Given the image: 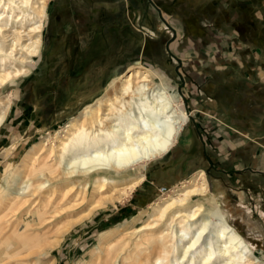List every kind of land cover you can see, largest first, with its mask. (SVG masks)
I'll return each instance as SVG.
<instances>
[{
  "label": "rangeland",
  "instance_id": "374dc122",
  "mask_svg": "<svg viewBox=\"0 0 264 264\" xmlns=\"http://www.w3.org/2000/svg\"><path fill=\"white\" fill-rule=\"evenodd\" d=\"M191 17L199 34L187 26ZM43 28L41 58L30 77L1 94L18 110L12 126L6 121L7 131L0 127V194L23 172L32 147L45 138L57 142L56 133L136 63L167 79L189 120L172 150L141 169L143 183L56 242L58 223L86 209V203L69 209L71 193L62 202L44 193L8 211L7 227L19 223L23 232V218L35 223L25 233L30 245L12 261L86 264L102 238L109 252L128 241L125 255L143 257L145 251L134 244L140 239L146 244L150 231L132 229L145 224L162 197L203 172L208 198L200 201L218 207L264 264V0H48ZM45 152L46 147L36 154L37 161ZM40 208L47 211L43 221ZM163 222L155 229L164 228Z\"/></svg>",
  "mask_w": 264,
  "mask_h": 264
},
{
  "label": "bare ground",
  "instance_id": "6f19581e",
  "mask_svg": "<svg viewBox=\"0 0 264 264\" xmlns=\"http://www.w3.org/2000/svg\"><path fill=\"white\" fill-rule=\"evenodd\" d=\"M47 2L0 0V127L11 109L9 98L1 97L3 89L16 88L30 77L41 58ZM118 78L117 84H112L92 106H86L56 133L57 142L45 138L41 146L32 147L22 162L23 172L19 171L12 184L1 192L0 235L5 229L9 232L0 240V263L4 259L12 261L22 253L29 244L25 233L35 225L23 218V232H19V223L7 227L8 211L19 210L35 201L31 198L41 199L39 196L44 193L48 199L56 194L58 202L68 199L71 193L69 209L84 203L86 209L65 223H58L55 241L93 212L122 201L143 183L145 175L141 169L172 150L189 120L176 89H171L158 72L140 63ZM44 147L45 156L39 162L36 154ZM206 191L205 177L199 172L152 206L145 224L132 229L150 231L146 232L151 235L146 244L143 239L134 244L136 251H145L143 257L125 255L128 241L109 252L102 238L86 264H262L223 212L210 207L209 202L208 206L203 204L208 198ZM196 196H200L198 200H192ZM191 201L194 203L189 204ZM38 211L43 221L47 211ZM162 222L165 227L155 229ZM125 230L120 232V238L130 228ZM44 253L45 249L39 255ZM14 260L12 263L18 264Z\"/></svg>",
  "mask_w": 264,
  "mask_h": 264
},
{
  "label": "crops",
  "instance_id": "0c3cea01",
  "mask_svg": "<svg viewBox=\"0 0 264 264\" xmlns=\"http://www.w3.org/2000/svg\"><path fill=\"white\" fill-rule=\"evenodd\" d=\"M187 21H188V22H187V26L190 27L189 29H192L195 33H198V34H199V33H200V31H199L200 29H199V27H198V25H197V23H196V18L194 19L193 17H191V18H188ZM228 80H229L228 83H231V84L234 83V80H233V79L230 78V79H228ZM235 82H236V80H235ZM17 103H18V101H16L15 103H13V106H15V108H17V107H16V104H17ZM27 108L29 109V107H26V109H27ZM17 110H18V109H16V110H15V109L12 110V107H11L10 111L8 112V115H9V114H12V115H13V118H12L11 120L8 118V115H7V118H6V121H7V122L9 123V125H11V126L13 125V124H12V121H14V115H17V114H16ZM14 112H15V113H14ZM6 121L4 122V125L1 127V129H2L1 132L4 131V129L7 128V127H6V126H7ZM187 123H188V122H187ZM185 126H186V128H187L188 125L186 124ZM185 126H184V128H185ZM9 129H10V128H9ZM7 130H8V128L6 129V131H7ZM182 130H183V129H182ZM181 134H182V132H181ZM180 136H181V135H180ZM1 137L4 138L3 135H1ZM178 138H179V137H178ZM218 144H219V143H218ZM228 144H229V143H228ZM262 157L264 158V155H263ZM262 157H261V158H262ZM263 158H262V159H263ZM98 218H99V217H96L97 220H98ZM96 219H95V220H96Z\"/></svg>",
  "mask_w": 264,
  "mask_h": 264
},
{
  "label": "built area",
  "instance_id": "2783aa9c",
  "mask_svg": "<svg viewBox=\"0 0 264 264\" xmlns=\"http://www.w3.org/2000/svg\"><path fill=\"white\" fill-rule=\"evenodd\" d=\"M160 190V189H159ZM164 189L163 188H161V191H163Z\"/></svg>",
  "mask_w": 264,
  "mask_h": 264
}]
</instances>
